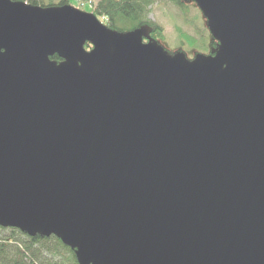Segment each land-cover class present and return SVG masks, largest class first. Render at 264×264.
<instances>
[{
    "label": "water",
    "instance_id": "1",
    "mask_svg": "<svg viewBox=\"0 0 264 264\" xmlns=\"http://www.w3.org/2000/svg\"><path fill=\"white\" fill-rule=\"evenodd\" d=\"M182 1L216 53L0 0V226L78 264H264V0Z\"/></svg>",
    "mask_w": 264,
    "mask_h": 264
},
{
    "label": "trees",
    "instance_id": "2",
    "mask_svg": "<svg viewBox=\"0 0 264 264\" xmlns=\"http://www.w3.org/2000/svg\"><path fill=\"white\" fill-rule=\"evenodd\" d=\"M12 1H23L40 7L70 5V0H58L57 3L50 1L47 4H45L44 0ZM154 1L98 0L90 11L107 28L117 32H129L139 28H147L149 30V38L159 43L163 38L162 30L148 17V9ZM173 1L175 5L184 8L182 0ZM181 37L185 39L184 41L192 48V51H195V49L207 50L210 47V44L209 47L206 46V41L201 40V43H199L198 39L187 36L184 33ZM210 37L211 35H209ZM144 41L147 42L148 38H144ZM84 48L85 50L91 48V45L86 43ZM50 59L56 63L61 61L57 55L50 57ZM0 264H78V262L74 250L62 243L55 235H30L17 228L0 226Z\"/></svg>",
    "mask_w": 264,
    "mask_h": 264
},
{
    "label": "rangeland",
    "instance_id": "3",
    "mask_svg": "<svg viewBox=\"0 0 264 264\" xmlns=\"http://www.w3.org/2000/svg\"><path fill=\"white\" fill-rule=\"evenodd\" d=\"M50 1L52 3L58 2V0H44L45 4ZM91 1H93L94 8L98 0ZM82 3L81 0H70L72 7L89 12V6L84 5L83 7ZM148 17L161 28L163 38L159 44L168 50L169 54H183L185 59L193 60L199 54L212 55L218 49L217 42L211 37L209 38L210 34L208 33L209 29L206 27V19L194 3H184V8H180L175 5L173 0H155L148 9ZM183 33L198 39L199 43H201V40L206 41L207 47L210 44V50L207 48V50L195 49V51H192V48L184 41L185 39L181 37Z\"/></svg>",
    "mask_w": 264,
    "mask_h": 264
},
{
    "label": "bare ground",
    "instance_id": "4",
    "mask_svg": "<svg viewBox=\"0 0 264 264\" xmlns=\"http://www.w3.org/2000/svg\"><path fill=\"white\" fill-rule=\"evenodd\" d=\"M82 2H84V1H86V0H81ZM91 47H92V45H91ZM86 50H88V51H90L91 50V48H88V49H86Z\"/></svg>",
    "mask_w": 264,
    "mask_h": 264
},
{
    "label": "built area",
    "instance_id": "5",
    "mask_svg": "<svg viewBox=\"0 0 264 264\" xmlns=\"http://www.w3.org/2000/svg\"><path fill=\"white\" fill-rule=\"evenodd\" d=\"M87 2H89L90 0H86Z\"/></svg>",
    "mask_w": 264,
    "mask_h": 264
}]
</instances>
